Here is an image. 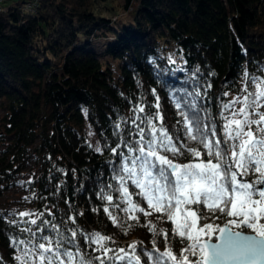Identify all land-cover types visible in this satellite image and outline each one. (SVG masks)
<instances>
[{
	"label": "snow or ice",
	"instance_id": "1",
	"mask_svg": "<svg viewBox=\"0 0 264 264\" xmlns=\"http://www.w3.org/2000/svg\"><path fill=\"white\" fill-rule=\"evenodd\" d=\"M148 59L158 82L169 71L187 72L179 88L161 83L176 110L173 125L152 87L125 97L128 113L110 119L111 136L85 143L95 154H109L107 176L101 170L93 181L99 204L91 211L102 210L122 234L146 227L151 247L142 240L117 246L114 236L85 230L77 223L83 213L59 195L65 179L49 199L31 187L33 174L17 181L29 192L22 202L40 199L42 206L0 209V221L12 230V264H264V65L243 68L238 86L225 80L211 94V69H185L176 53ZM158 59L175 67H161ZM57 171L66 177L63 168ZM54 178L50 170L49 181ZM0 264H8L3 256Z\"/></svg>",
	"mask_w": 264,
	"mask_h": 264
},
{
	"label": "trees",
	"instance_id": "2",
	"mask_svg": "<svg viewBox=\"0 0 264 264\" xmlns=\"http://www.w3.org/2000/svg\"><path fill=\"white\" fill-rule=\"evenodd\" d=\"M135 2L134 20L121 27L110 17L117 11L114 0H42L35 16L18 5L0 11V184L19 175L33 153L39 159L31 186L37 196L52 199L53 187L65 179L59 195L83 213L77 223L85 230L112 235L117 246L142 240L151 247L146 227L136 225L122 234L102 210L91 211L92 204H99L91 192L93 181L101 170L107 176L109 154L87 147L86 123L98 140L105 133L111 136L110 119L116 111L128 113L125 97L155 87L165 122L173 125L176 110L161 83L179 88L187 72L169 71L158 82L149 57L176 53L187 61H177L185 69H211V94L225 80L238 86L243 68L264 65V0H124L123 8L127 11ZM111 37L103 56L117 63V71L93 49L97 39ZM157 62L175 67L166 59ZM147 98L153 99L151 94ZM81 186L84 190L74 194ZM32 203L40 208L44 201ZM60 206L67 211L64 199ZM11 231L0 221V256L8 264L14 251ZM180 247L177 238L174 248Z\"/></svg>",
	"mask_w": 264,
	"mask_h": 264
},
{
	"label": "rangeland",
	"instance_id": "3",
	"mask_svg": "<svg viewBox=\"0 0 264 264\" xmlns=\"http://www.w3.org/2000/svg\"><path fill=\"white\" fill-rule=\"evenodd\" d=\"M41 1L42 0H0V11H6L10 6L18 5L20 6V9L25 13L35 16L41 5ZM114 2L115 3H113V5L117 7V11H112L110 17H112V19L115 21V25L121 27L125 24L131 23L134 20L137 11V2H135L133 4V7H131L127 11L123 8L124 0H114ZM34 7H36V9ZM29 8H31L32 10H30ZM113 39V37L109 38L108 40L97 39L93 44V49H95L96 52L100 54L101 60L105 64H111L114 70L117 71V63L111 60L109 57L103 56L105 44L108 43V41H112ZM57 64L58 67H61L60 62H58ZM1 115L2 112L0 110V118ZM86 131L87 135L89 131H92L93 135L91 137H88V139L95 143L98 140V137L94 129L88 123H86ZM30 157L31 158H29L27 164L23 168V171L19 175H17L10 181H4L0 184V209H10L13 207H18L21 209L35 208L32 201L28 203L22 202V198L29 195V192L26 190V187H21L17 183V181L21 179L28 180L29 176L33 175L36 168L38 167V164L36 162V160H39L38 157H35L33 153H31Z\"/></svg>",
	"mask_w": 264,
	"mask_h": 264
},
{
	"label": "built area",
	"instance_id": "4",
	"mask_svg": "<svg viewBox=\"0 0 264 264\" xmlns=\"http://www.w3.org/2000/svg\"><path fill=\"white\" fill-rule=\"evenodd\" d=\"M37 1H38V0H37ZM36 5H37V4H36ZM36 5H35V6H36ZM28 7H29V6H28ZM32 7H33V6H32ZM34 8L36 9V7H34ZM29 9L32 10L31 8H29Z\"/></svg>",
	"mask_w": 264,
	"mask_h": 264
}]
</instances>
